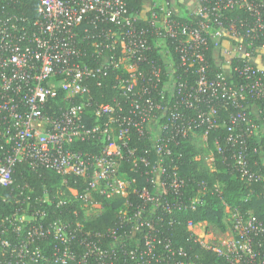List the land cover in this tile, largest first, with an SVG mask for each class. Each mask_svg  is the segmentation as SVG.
I'll use <instances>...</instances> for the list:
<instances>
[{"label":"built area","instance_id":"built-area-1","mask_svg":"<svg viewBox=\"0 0 264 264\" xmlns=\"http://www.w3.org/2000/svg\"><path fill=\"white\" fill-rule=\"evenodd\" d=\"M36 1L31 19L6 7L0 13V190L9 188L13 199L10 210L0 213V264H193L182 247L172 246L167 237L157 239L161 230L156 225L162 216L154 214L160 209L170 215L167 222L172 224L173 213L203 202L200 194L182 199L184 182L170 156L173 146L188 134L201 130L205 140L218 125V106L225 107L228 100L237 108L225 122L233 167L247 182L264 181V174L253 171L248 159L254 152L264 163V150L249 146L263 128L239 102L246 97L264 99V70L252 62L255 56L247 46H223L224 57H239L232 70L243 81L231 86L223 72L214 78L207 75L203 55L207 36L216 47L224 35L258 38L264 32V0H198L194 13L205 19L199 27L177 21L167 0L154 2L149 12L155 35L151 43L147 29L134 23L138 15L127 11L126 0ZM236 9H245L253 22L240 20L237 27L231 20L225 27L224 11ZM211 20L214 29H209ZM83 22L92 30L84 28L81 36L78 28ZM99 24L113 27L97 33ZM168 37L174 39L180 67L191 68L192 79L174 76V61L161 66L153 59L151 52L157 46H163V57L171 56ZM84 39L91 41L99 57L96 66L83 60ZM108 68L125 72L115 85L123 100L93 103L86 82L105 75ZM88 107L94 118L91 125L84 120ZM132 133L146 138L150 149L139 153L131 147ZM84 143L92 144L93 150L82 148ZM216 149L223 151L220 146ZM123 161L132 172L147 167L139 174L153 190L138 191L142 204L134 205L129 198L137 194L132 180L118 177ZM19 162L79 177L81 188L67 186L68 198L60 197L61 189L53 198L46 191L32 197V187L15 183L13 170ZM164 193L170 198H162ZM115 199L121 206L105 231L85 228L79 221L47 219L52 203L58 207L75 200L87 218L103 212L102 201ZM224 210L227 228L217 239L204 228L195 231L209 224L206 221L189 222L187 227L204 249L226 264H264V224L251 210L227 205ZM157 244L162 249L157 250Z\"/></svg>","mask_w":264,"mask_h":264},{"label":"trees","instance_id":"trees-1","mask_svg":"<svg viewBox=\"0 0 264 264\" xmlns=\"http://www.w3.org/2000/svg\"><path fill=\"white\" fill-rule=\"evenodd\" d=\"M171 0H167L170 3ZM142 0H126V8L128 12H133L138 15L135 19V24L139 28L147 29L148 42L151 43L155 35H152L153 29L152 23L149 20L150 9L146 13L144 19L139 15L142 10ZM154 3V2H152ZM153 5V4H152ZM37 6L36 0H17L7 2L0 0V13L2 7H6L10 13L18 12L28 15L29 19L35 16V10ZM156 9V7H154ZM264 20V10L261 13ZM173 16L177 21L183 23H191L194 27H199L200 22L204 21L203 17L196 15L194 12L184 9L182 16H177L173 13ZM224 25L227 27L228 22L234 20L236 26H239V21L253 22L254 18L250 16L245 9L225 10L223 13ZM91 25H86L84 22L78 28L81 36L84 34L83 29L86 28L91 31ZM113 27L111 24H99L96 31L97 33L101 28ZM209 29L216 28L213 20L209 22ZM91 29V30H90ZM230 37L222 36L216 47L214 40L207 36V44L203 50L205 59V66L207 75L210 78H214L216 74L223 72L226 75V80L231 86H237L243 81L241 77L232 70V67L236 63L239 57H232L230 60L229 74L223 71L222 62L225 61V57L222 54L223 45H232L241 43L247 46L248 50L253 56H258L264 60V48L257 49V46L264 45V32L256 39L244 36ZM166 44L170 49L171 56L167 53L164 55L163 46L153 47L151 55L155 61L161 66H165V62L174 61V76H179L180 79L185 80L189 77L192 79L194 76L191 74V68L185 69L180 67V62L177 55L174 52V39L168 37ZM83 47L85 63L91 66H96L99 57L94 53V47L90 40H85L80 43ZM256 47V48H255ZM255 48V49H254ZM108 52L105 51L104 54ZM166 60V61H165ZM168 60V61H167ZM106 74H98L96 79H88L87 85L90 88L92 95V102L96 104L100 103H113V98L117 100H123V96L120 91L115 87L117 84L118 76L125 74L123 70L108 68ZM264 80V76H262ZM62 93L59 92L57 100L60 104ZM224 102V101H223ZM240 103L246 105L245 112L248 117L254 119L257 124L261 125L263 131L258 137L249 141L250 150L253 147L264 150V99H253L246 97L243 100H239ZM225 107L218 106V125L207 132L204 147L199 148L197 146V139L202 133L201 130L195 134H188L184 138H180L178 144L173 146L171 158L175 161L178 168L179 176L183 180L184 184L181 189L182 199L188 200L189 198L200 194L203 202L196 205L194 209L186 207L185 209L172 214L174 222L168 224V214L162 213L160 209L156 210L155 215H161L162 220L158 221L157 228L161 230V235L157 234V239L166 238L169 239L174 247H182L185 254L188 256V260L193 264H226L223 258L218 257L214 252L204 249L196 240V236L187 227L189 222L196 223L200 221H206L213 226L224 229V223L222 221L224 215V208L227 205L229 208H238L240 211L251 210L258 220L264 224V181H252L247 182L241 179L237 173V170L233 167L232 159L229 155V145L225 142L226 126L225 122L228 120L230 114L235 113L237 108L235 103L228 100L225 101ZM252 107L254 111L252 110ZM258 113V114H257ZM257 114V115H256ZM85 123L91 125L92 108L88 107L85 114ZM102 117L101 120H104ZM131 147H136L139 153L144 150L150 149L148 140L136 133H132L129 141ZM220 146L223 151L218 152L216 147ZM94 146L89 143H84L82 148L93 150ZM96 150V149H95ZM148 155V153H146ZM210 154L212 156L211 164L205 160V156ZM153 153L149 152L148 158L153 159ZM249 166L253 171L264 174V163H261L258 158V153L249 152L248 154ZM167 168L169 166L166 164ZM147 167L141 165L140 170L132 172L129 170V164L123 161L118 172V177L123 180H132L131 187L136 189V193L129 194L130 200L134 205L142 204V199L138 196V191L142 187L152 191V184L141 176L139 171H144ZM169 171V170H168ZM13 177L17 186L29 185L32 187L33 192H30L32 197H36L46 191L49 197L53 198L57 191L60 189L64 191V195L60 197L68 198L70 193L67 190V186L72 188H81L82 179L73 175H61L55 171L40 167L32 168L26 162H19L15 165L13 170ZM63 179L66 183L63 184ZM71 197V196H70ZM162 198H170L166 193L162 195ZM13 199L9 193V188H2L0 190V213H7L13 206ZM103 212L98 216L84 217L82 209L79 203L75 200L67 201L65 204L58 207L52 203L47 207L48 218L57 217L63 221H69L75 223L79 221L85 228L105 231L109 225L114 221L117 215V211L121 206V200L115 199L110 201H102ZM162 249V244H157V250Z\"/></svg>","mask_w":264,"mask_h":264},{"label":"crops","instance_id":"crops-1","mask_svg":"<svg viewBox=\"0 0 264 264\" xmlns=\"http://www.w3.org/2000/svg\"><path fill=\"white\" fill-rule=\"evenodd\" d=\"M142 10L139 15L140 18L144 19L146 17L147 11L152 6V2H161L162 0H142ZM198 7V0H171L169 3V8L177 16H182L184 13V9H187L189 11L195 12ZM226 47L227 45H223ZM230 58L225 57V60L228 61ZM252 62L257 65L259 68L264 70V60H262L260 57L256 56L254 59H252ZM223 71L226 74H229L230 72V66L229 63H222ZM252 110L254 111L253 107Z\"/></svg>","mask_w":264,"mask_h":264},{"label":"rangeland","instance_id":"rangeland-1","mask_svg":"<svg viewBox=\"0 0 264 264\" xmlns=\"http://www.w3.org/2000/svg\"><path fill=\"white\" fill-rule=\"evenodd\" d=\"M204 138H205L204 135H200V136L198 137V139H197V146H198L199 148H203V147H204V143H205ZM209 156H210V155L208 154V155H206V156L204 157L205 160L207 159L206 162L208 163V165L211 164V162H210V158H209V161H208V157H209ZM224 212H225V210H224ZM226 215L228 216V214H226ZM226 215H225V217H224V215H223V218H222V221H223L224 226H225L224 229H219V228L213 226L212 224H207V225L204 226V227H202L203 225H201V226H197V227L195 228V231H196L197 233H201V229L204 228V230L207 232L208 235H209L210 233H212V235L214 236V238L217 239L218 237L221 236V232L223 233L224 230L227 228L225 223H226V219H227L228 217H226ZM202 230H203V229H202ZM212 235H211V237H212ZM208 238H209V236H208Z\"/></svg>","mask_w":264,"mask_h":264}]
</instances>
